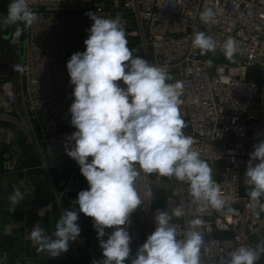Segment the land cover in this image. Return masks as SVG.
Wrapping results in <instances>:
<instances>
[{
    "label": "built area",
    "instance_id": "2783aa9c",
    "mask_svg": "<svg viewBox=\"0 0 264 264\" xmlns=\"http://www.w3.org/2000/svg\"><path fill=\"white\" fill-rule=\"evenodd\" d=\"M29 5L39 18L24 29L25 41L15 45L23 44V71H15L9 58H0V130L8 132L7 140H0L1 172H26L33 156L46 169L56 167L57 159L79 169L65 151L67 137L76 130L68 111L74 86L66 64L72 54L85 50L93 23L87 12L120 17L135 55L166 65L173 77L169 83H183V131L195 139L194 148L212 167L225 200L220 210L202 211L187 183L142 173L137 181L140 208L154 218L157 198L163 200L160 210L170 214L183 205L185 216L171 221L179 238L187 221L201 218L202 264H217L240 246L254 248L264 241V211L251 200L244 181L249 153L264 140V0H29ZM205 7L216 13L211 28L199 23ZM196 26L218 43L234 38L239 47L234 62L194 49ZM210 59L211 67L206 63ZM149 185L152 196L147 195ZM257 264H264V255Z\"/></svg>",
    "mask_w": 264,
    "mask_h": 264
},
{
    "label": "clouds",
    "instance_id": "9594fccd",
    "mask_svg": "<svg viewBox=\"0 0 264 264\" xmlns=\"http://www.w3.org/2000/svg\"><path fill=\"white\" fill-rule=\"evenodd\" d=\"M86 15L93 23L87 29L85 50L72 54L66 64L74 86L68 111L70 124L76 130L67 137L65 151L79 165L89 187L77 194L78 210H63L51 234L37 222L30 239L38 253L57 258L80 237L77 221L79 213H83L93 219L102 249L103 259L93 260L92 264H125L126 260L130 264H202L205 235L200 229L204 221H187L183 238H179L181 232L171 222L173 217L185 216L183 205L173 208L171 214L157 209L155 230L132 256L128 226L132 213L143 204L137 184L142 173L187 183L189 195L202 211L208 207L220 210L225 200L213 179L212 167L194 148L195 139L183 131V83H169L173 77L166 65L156 66L135 55L136 49L128 47L120 17L105 18L93 12ZM215 16L212 8L205 7L199 14V23L211 28L216 23ZM38 18L29 0H10L7 15H0V31L15 25L11 43L17 44L24 29ZM192 47L201 55L219 50L229 61L239 51L234 38L218 43L199 26L194 28ZM206 63L211 67L213 61ZM14 70L22 72L23 68L14 65ZM253 147L244 181L249 197L264 211V140ZM147 195H153L151 185L147 186ZM24 199V194L14 189L8 197L7 210L15 212ZM108 228L114 229L111 234L106 233ZM262 255L264 241L254 248L240 246L221 256L217 264H257Z\"/></svg>",
    "mask_w": 264,
    "mask_h": 264
},
{
    "label": "crops",
    "instance_id": "0c3cea01",
    "mask_svg": "<svg viewBox=\"0 0 264 264\" xmlns=\"http://www.w3.org/2000/svg\"><path fill=\"white\" fill-rule=\"evenodd\" d=\"M40 160L33 156L26 172L2 173L0 171V264H92L102 260V249L93 227V219L79 213L77 221L81 235L70 242L69 250L57 258L38 253L37 246L30 239V232L37 222L48 234L55 230V224L63 210H78L77 194L89 186L86 179L65 159H57V166L50 169L39 166ZM19 189L25 199L10 213L8 197ZM163 207V200L157 198L153 208ZM128 231L131 236L132 256L155 230V221L149 212L138 208L130 217ZM136 227L134 230L133 227ZM113 228L106 229L111 234ZM264 237V215L261 227ZM107 239V235L105 236ZM125 264H130L126 260Z\"/></svg>",
    "mask_w": 264,
    "mask_h": 264
},
{
    "label": "water",
    "instance_id": "95a60500",
    "mask_svg": "<svg viewBox=\"0 0 264 264\" xmlns=\"http://www.w3.org/2000/svg\"><path fill=\"white\" fill-rule=\"evenodd\" d=\"M9 3H10L9 0H0V15H4V16L7 15ZM12 33H13V27H8L7 29L1 31L2 37L4 39H9L11 37ZM20 39H21L22 43L25 41L24 33H22ZM209 55H212L214 57H221L224 60L229 61L226 57L223 56V54L219 50H217L215 52V54L209 53ZM234 60H235V57H234ZM234 60L229 61V62H234ZM7 138H8V132L6 130H0V140L5 142L7 140Z\"/></svg>",
    "mask_w": 264,
    "mask_h": 264
},
{
    "label": "rangeland",
    "instance_id": "374dc122",
    "mask_svg": "<svg viewBox=\"0 0 264 264\" xmlns=\"http://www.w3.org/2000/svg\"><path fill=\"white\" fill-rule=\"evenodd\" d=\"M2 34L0 31V58L1 61H5V59L9 58L11 61H13L14 63H16V65H19V58L20 55L23 52V44L21 43V47L19 48V46H11L9 47V45L7 46L4 41L1 39ZM22 42V41H21ZM9 47V48H6ZM55 131H57V129H55Z\"/></svg>",
    "mask_w": 264,
    "mask_h": 264
},
{
    "label": "trees",
    "instance_id": "16d2710c",
    "mask_svg": "<svg viewBox=\"0 0 264 264\" xmlns=\"http://www.w3.org/2000/svg\"><path fill=\"white\" fill-rule=\"evenodd\" d=\"M9 2H10V0H9ZM14 31H15V25L13 26V33H14ZM12 38H13L12 35H11V37H10L9 39H4L3 37H1V39L4 41V43H5L7 46L9 45V47H10V45H11V46L16 45V44H12V43H11ZM9 47H6V48H9ZM0 171H1V168H0Z\"/></svg>",
    "mask_w": 264,
    "mask_h": 264
}]
</instances>
